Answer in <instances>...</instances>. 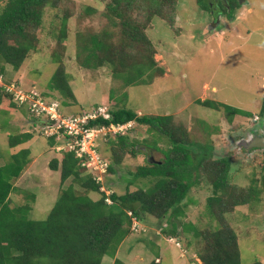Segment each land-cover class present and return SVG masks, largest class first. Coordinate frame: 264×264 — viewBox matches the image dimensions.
Wrapping results in <instances>:
<instances>
[{
    "label": "rangeland",
    "instance_id": "rangeland-1",
    "mask_svg": "<svg viewBox=\"0 0 264 264\" xmlns=\"http://www.w3.org/2000/svg\"><path fill=\"white\" fill-rule=\"evenodd\" d=\"M57 1V6H45L42 23L34 33L36 46L21 66L16 69L0 60L4 80L36 86L47 98L58 96L64 110L72 113L104 104L110 110L128 107L139 114L170 115L169 128L180 139L186 134V141L193 144V149L188 150L190 160L196 163L200 158L197 166H186L192 186L182 201L184 215L180 220L193 222L209 239L215 229L233 228L242 264L257 260L264 264V146L253 143L254 132L264 131L260 114L264 98V0H247L229 19L204 12L203 4L211 0ZM116 9L122 11L125 25ZM133 26L138 34L147 35L153 46L147 40H130L125 30L133 31ZM93 37H104L112 46L124 50L123 69L147 62L151 54L157 67L143 68L139 74L142 77L130 78L132 71L115 73L109 62L85 66ZM57 69L64 71L74 97L50 87ZM128 78L130 81L125 83ZM141 78L148 83L141 80L137 84ZM205 99L252 115L205 106ZM27 110V105H18L0 89V165L22 148L31 151L21 174L13 179L10 206H28L30 218L44 219L69 185L78 194L101 198V187L99 191L88 190L73 176L62 182L60 167L50 168L53 159L60 162L64 155L56 151L45 128L40 127L41 122ZM25 132L33 136L11 146L10 136ZM126 137L125 147L121 141L114 145L100 143L102 155L115 167L113 173L103 175V183L119 194L153 186L157 176L135 173L148 160H164L173 146L166 133L135 120ZM221 158H228L230 167L227 185L216 188L214 179ZM79 170L86 175L83 168ZM213 195L221 199L214 209L209 205ZM222 208L225 210L221 212ZM167 216L161 219L144 213L143 220L139 219L142 225L124 238L114 258L106 255L102 264H113L118 257L126 264H148L155 260L156 250L150 251L147 242L143 249L150 251L149 256H142L132 247L156 235L164 240L159 249L161 264H202L199 255L206 250V239L195 238L193 232L179 227L180 236L175 238L180 246L168 241L166 237L173 235L163 231L164 224L169 225Z\"/></svg>",
    "mask_w": 264,
    "mask_h": 264
},
{
    "label": "trees",
    "instance_id": "trees-1",
    "mask_svg": "<svg viewBox=\"0 0 264 264\" xmlns=\"http://www.w3.org/2000/svg\"><path fill=\"white\" fill-rule=\"evenodd\" d=\"M57 2V0H0V60L11 64L16 69L21 66L28 52L36 46L34 33L42 23L45 6L48 4L57 6ZM116 15L125 25L126 21L120 9H116ZM63 22L66 23V18ZM131 28L133 31L125 30L130 40H147V35L138 34L135 26ZM91 40L90 54L83 63L85 66L109 62L112 63L115 73L132 71L130 78H139L143 68L148 70L157 67V61L151 54L147 62L132 64L130 69H123L126 63L123 58L124 50L121 47L112 46L111 42L104 37H93ZM147 41L153 46L149 39ZM98 59L100 63L98 61L96 63ZM2 70L3 68L0 69V74H3ZM151 76H149L150 79ZM130 78L125 79V83H128ZM141 80L146 81L141 78L138 79L137 84L142 83ZM125 83L124 85L128 87ZM22 87L29 88L24 85ZM50 87L60 90L70 98L74 97L62 69L55 71L50 80ZM0 89L11 99L13 98L11 93H7L2 87ZM109 97H112L111 92ZM202 103L212 108L225 107L230 114L252 115L220 101L205 99ZM110 112V119L99 117L92 120L90 124L123 123L135 120L150 125L171 137L173 146L166 153L165 159L148 160L147 164L139 166L135 173L136 176L143 177L157 176L158 179L153 186L127 190L122 194L114 192L111 194L113 203L109 204L105 200L104 192L100 191L102 197L95 200L87 193L78 194L74 186L69 185L62 191L46 218L33 219L29 217L30 207L10 206V194L14 189L13 179L21 174L25 164L28 163L31 151L29 148H22L12 153L10 159L0 165V264H102L106 255L115 257L120 243L132 231V218L128 215V210L141 220L146 212L161 219L168 215L166 219L169 225H166L163 231L179 237L178 228L181 227L184 232H193L195 238L206 239V250L199 255L204 264H242L237 236L233 228L215 229L209 239L193 222L180 220L184 215L182 201L192 186V181L189 179L190 170L186 166L194 167V164L197 166L200 158L196 163L190 160L188 150L193 149V144L186 141V134L182 135L184 139H180L169 128L167 122L171 116L139 114L128 107H120ZM260 114L264 118V98ZM32 119L35 118L32 117ZM127 134L128 132L125 135L110 136L106 141L111 145L121 141L122 147H125ZM32 136L31 132L17 136L11 135V146L14 147ZM49 138L51 144H54V137ZM106 141L101 142L106 143ZM219 163L221 164L216 169L217 178L214 179L216 188L227 185L226 177L230 167L228 158H221ZM49 166L53 170L60 167L62 182L73 176L86 189L100 190V184L93 180L90 174L82 175L79 170L82 167L73 153H65L60 162L56 158L53 159ZM114 168L110 162L109 172L113 173ZM241 201L245 202L246 199ZM215 204H221V199L213 195L209 205L214 209ZM224 210L222 208L221 212ZM155 260L148 264H161L160 260ZM113 264L125 263L120 258H115ZM248 264H263V262L257 260Z\"/></svg>",
    "mask_w": 264,
    "mask_h": 264
},
{
    "label": "built area",
    "instance_id": "built-area-1",
    "mask_svg": "<svg viewBox=\"0 0 264 264\" xmlns=\"http://www.w3.org/2000/svg\"><path fill=\"white\" fill-rule=\"evenodd\" d=\"M0 87L7 93H11L18 105L28 106L29 112L41 122L40 127L45 128L46 135L54 137V148L60 155L63 156L67 152L75 155L79 160V165L100 184L101 192H104L107 203L112 204L111 194L115 191L113 192L111 187H105L103 183V175L109 173L110 162L102 155L99 146L101 140L106 141L110 136L125 135L133 120L91 125L90 122L99 117L111 118L110 109L106 105H99L90 110L83 108L78 113H72L64 110L65 107L58 96L47 98L36 86L26 89L17 80L5 81L3 74H0ZM258 119L259 115H256L255 120ZM128 215L132 218L131 229L135 231L142 225L141 221L134 216L131 210H128ZM176 238L169 235L166 237L168 241L174 243ZM176 244L180 246L178 241Z\"/></svg>",
    "mask_w": 264,
    "mask_h": 264
},
{
    "label": "flooded vegetation",
    "instance_id": "flooded-vegetation-1",
    "mask_svg": "<svg viewBox=\"0 0 264 264\" xmlns=\"http://www.w3.org/2000/svg\"><path fill=\"white\" fill-rule=\"evenodd\" d=\"M247 0H211L208 3L203 4L204 12L212 13L216 15H226V19L233 18L235 10L240 6L246 3ZM219 9V10H218ZM222 24V23H221ZM261 118V117H260ZM263 130L259 129L257 132H254L253 137H259L263 135Z\"/></svg>",
    "mask_w": 264,
    "mask_h": 264
},
{
    "label": "crops",
    "instance_id": "crops-1",
    "mask_svg": "<svg viewBox=\"0 0 264 264\" xmlns=\"http://www.w3.org/2000/svg\"><path fill=\"white\" fill-rule=\"evenodd\" d=\"M77 98V97H76ZM78 101V100H77ZM101 103H104V102H101ZM78 104V103H77ZM161 238V237H160ZM125 240H127L126 241V244H128L127 242H128V238H126ZM125 241H123L122 243H121V245L124 243ZM147 242L149 243V246H150V251H153V250H156V253L157 254H155V258H159L160 259V261L162 262L163 260H162V257H161V251L159 250L160 248H161V246H162V243L164 242V240L161 238V239H158V236L156 235L155 237H151V241H146V242H138L137 244H136V246L135 247H132L134 250V252H137V251H141L142 253V256H149L148 255V253L150 252V251H148V252H146L143 248H145V247H147ZM154 244H155V249H154ZM131 246V245H130ZM160 246V247H159ZM120 247V246H119ZM152 247V248H151ZM129 250H131L130 249V247H129ZM120 251V248H118V250H117V253ZM112 258H114V257H112ZM119 258V257H118ZM144 258H141V260H143ZM123 262L126 264V261L125 260H123ZM182 264V263H181ZM184 264V263H183Z\"/></svg>",
    "mask_w": 264,
    "mask_h": 264
},
{
    "label": "water",
    "instance_id": "water-1",
    "mask_svg": "<svg viewBox=\"0 0 264 264\" xmlns=\"http://www.w3.org/2000/svg\"><path fill=\"white\" fill-rule=\"evenodd\" d=\"M253 143L254 145L264 146V134L262 136L255 137ZM151 161H154V160H151Z\"/></svg>",
    "mask_w": 264,
    "mask_h": 264
}]
</instances>
